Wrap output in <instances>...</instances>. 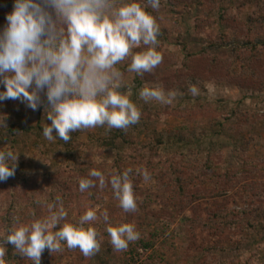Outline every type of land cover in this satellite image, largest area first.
Wrapping results in <instances>:
<instances>
[{
  "label": "rangeland",
  "instance_id": "1",
  "mask_svg": "<svg viewBox=\"0 0 264 264\" xmlns=\"http://www.w3.org/2000/svg\"><path fill=\"white\" fill-rule=\"evenodd\" d=\"M9 1L14 5V0ZM138 1L142 6L147 3ZM127 2L118 0L117 6ZM146 9L159 25L157 51L162 62L143 75L121 71L122 93L138 109L144 108L139 95L144 87L176 93L170 104L147 102L152 111L162 112L155 130L164 143L143 122L134 130L133 147L117 140L114 148H102L99 139L107 125L82 129L71 134L70 141L82 149L84 161H90L87 167L78 155L69 156L63 140L57 137L50 142L43 136L42 125L51 123L43 104L33 111L20 100L0 102V150L19 153L15 174L0 182V248L4 253L0 264H6L9 243L3 238L13 224L48 218L49 205L59 207L60 203L71 223H78L87 210H96L97 220L85 227L96 230L100 250L85 257L78 248L62 244L59 252L45 249L41 264H264V90L259 89V78L237 57L238 49L247 46L251 37L263 46L258 66L264 73V0H160L158 10ZM11 11L2 9L0 3V30ZM201 51L228 63L229 69L214 72L200 65L195 75L180 77L175 70L183 67L187 54ZM200 60L210 67L207 57ZM127 63L131 56L118 66ZM193 86L196 95L189 91ZM179 129L186 131L187 142L176 141L173 132ZM122 157L131 160L127 169H132L135 212L119 207L110 184L112 175L123 173L117 167ZM210 157L241 179L220 181L214 194L213 185L207 190V185L192 180L205 170ZM91 169L104 174L105 186L99 187V181L92 178L96 187L81 192L79 181L90 178ZM144 170L148 180L143 178ZM179 186L187 190L183 196L178 195ZM105 211L112 225H135L139 239L126 250H114ZM142 240L152 246L145 247ZM19 262L32 264L26 257Z\"/></svg>",
  "mask_w": 264,
  "mask_h": 264
},
{
  "label": "clouds",
  "instance_id": "2",
  "mask_svg": "<svg viewBox=\"0 0 264 264\" xmlns=\"http://www.w3.org/2000/svg\"><path fill=\"white\" fill-rule=\"evenodd\" d=\"M117 3L118 0H14L13 10L5 17L6 26L0 30V85L4 87L0 102L20 100L33 111L43 104L45 118L51 123L42 125V134L50 142L58 137L67 143L73 132L97 126L126 129L140 120L136 104L120 91L124 78L116 65L131 56L127 70L143 75L162 62L157 51L159 25L146 10H158L160 0H147L144 6L136 0L119 6ZM141 47L140 52L133 53V49ZM189 91L196 95L198 90L193 86ZM139 95L145 102L170 104L176 93L144 87ZM3 124L7 125L5 120ZM18 154L0 150V182L15 174ZM131 172L126 169L110 179L124 212L137 209ZM142 175L149 179L146 170ZM88 176L79 181L81 192L96 187L92 178L99 181V187L105 186L101 171L91 169ZM49 211L48 218L28 225L13 224L3 239L32 264H41L45 249L62 251V244L78 248L85 257L100 250L96 230L85 227L97 220L96 210H87L78 223L67 222L68 213L62 203L59 207L49 205ZM103 218L114 250H126L130 242L139 239L134 224L112 225L107 211ZM52 227L57 230L52 231ZM3 254L0 248V256Z\"/></svg>",
  "mask_w": 264,
  "mask_h": 264
},
{
  "label": "trees",
  "instance_id": "3",
  "mask_svg": "<svg viewBox=\"0 0 264 264\" xmlns=\"http://www.w3.org/2000/svg\"><path fill=\"white\" fill-rule=\"evenodd\" d=\"M138 0H136L137 2ZM1 8H12L13 10V4L9 1V0H1ZM139 3V1H138ZM148 12L151 13V10L146 9ZM248 34L250 36L253 37L254 33L252 32V29L248 30ZM247 46L243 47V48H239L238 52H237V57L240 58V60L242 61L243 64H245L247 67H249V69L252 71L253 74H255L257 76V78H259V89L260 90H264V73L260 71V68L258 66V62L260 63L261 60L258 58V53H260L262 51V45H258L256 42H254L251 37H249L246 41ZM242 56V58H241ZM207 57L209 59L210 62V67L207 66L205 63H201L203 62L202 60H200V58H205ZM259 59V60H257ZM201 61V62H200ZM202 65L203 67H207V69L217 72L218 70H228L230 65L226 62H222L220 59H218V57H214V56H210L208 55V53L206 51H201V52H193V53H189L187 54V58L186 60L183 62V67L179 70H175L176 73H179L178 75H180V77L184 76L185 74L187 75H195L196 74V68L197 66ZM116 67L120 70V71H126L128 68V63L125 67L123 66H118V64L116 65ZM167 71L170 70V66H168V68H166ZM176 75V74H175ZM217 76V75H215ZM218 77V76H217ZM225 80V79H223ZM236 79H231V81H235ZM181 82V80H179ZM4 87L2 85H0V91H3ZM123 90H125V86L122 87L120 89V91L122 92ZM10 101H13L12 99H9ZM144 108L139 109V111L141 112V117L138 123L134 124V125H130L128 128L126 129H117V128H112L109 129L107 128L106 134L102 137V139H99V143L100 146L104 149L106 148H114L116 146V141L120 140L122 142H124L125 144H129L130 147L135 146V139L136 136L134 135L135 131L138 128H140V124L143 122L145 123V126L147 127L148 130H151V127L155 130V121L161 118L162 112H157V111H152L150 106L147 104V102H144ZM39 127V126H38ZM28 129L30 128H26L24 129L25 131L28 132ZM84 130V129H83ZM9 132H12L10 129H8ZM8 132V133H9ZM81 132V130L76 131V133ZM75 132H73L72 134H74ZM155 135H156V139L157 141L162 144L163 142V136L162 134H160L158 131L155 130ZM173 135L176 138L177 142L183 143V142H187L188 141V136L186 135V131L179 129L178 131H174ZM65 147L66 150L68 151L69 156L73 157L78 155L80 158H84V156L82 155L84 152H82V149H79L78 146H76L73 142L68 141L67 143H65ZM125 160L127 162H125ZM123 162V164H122ZM131 163L130 157H122L121 161L118 162L117 167L120 168V170L122 172H124L123 169H127L129 168V165ZM83 165H87V167L90 165V161L88 159H83ZM204 168L205 170H202L201 175L198 173V175H193V179L192 180H196L199 181V183L201 185H207V190L209 189V187H211L210 185H213V194L217 191L216 189H219V184L220 181H224L231 183V181H234V177H236V179H241V177L236 176L233 172L231 173V171L229 170V168L227 166H225L223 163L220 164L218 163L217 159L214 157H210L207 162L204 164ZM207 170H211V172L213 173H209L207 172ZM221 175H223L222 177H220ZM230 181V182H229ZM239 183V182H238ZM232 185V184H231ZM187 192L186 188H184L183 186H179L178 188V195L183 196L185 193ZM14 209L18 210L20 209V207L16 206ZM218 214L215 215V217H217ZM220 217H218L216 219V221H214V223L217 225V223H219ZM213 222V221H212ZM211 222V223H212ZM221 222V221H220ZM8 234V232H7ZM144 242V246L145 247H151L152 244H149L148 242H146L145 240H142ZM47 252H43V254H45ZM23 257L21 255H19L16 251L15 248L12 244L9 243V249L7 250V255H6V264H20V260Z\"/></svg>",
  "mask_w": 264,
  "mask_h": 264
}]
</instances>
